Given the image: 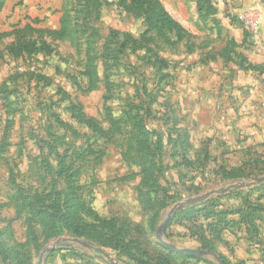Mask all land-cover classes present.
Masks as SVG:
<instances>
[{
    "label": "rangeland",
    "instance_id": "374dc122",
    "mask_svg": "<svg viewBox=\"0 0 264 264\" xmlns=\"http://www.w3.org/2000/svg\"><path fill=\"white\" fill-rule=\"evenodd\" d=\"M41 254L264 264V0H0V264Z\"/></svg>",
    "mask_w": 264,
    "mask_h": 264
},
{
    "label": "water",
    "instance_id": "95a60500",
    "mask_svg": "<svg viewBox=\"0 0 264 264\" xmlns=\"http://www.w3.org/2000/svg\"><path fill=\"white\" fill-rule=\"evenodd\" d=\"M210 193H206L200 196H196L194 198H190L185 200V204H189V203H193V202H197V201H201L203 199H205ZM159 242L166 248L172 250L173 252L179 253V254H186V255H190V256H200L201 255V251L198 249H190V248H178L174 245H172L171 243L159 238ZM43 254H41L38 259L36 264H42L43 263ZM218 263L219 264H225L222 260L218 259Z\"/></svg>",
    "mask_w": 264,
    "mask_h": 264
},
{
    "label": "trees",
    "instance_id": "16d2710c",
    "mask_svg": "<svg viewBox=\"0 0 264 264\" xmlns=\"http://www.w3.org/2000/svg\"><path fill=\"white\" fill-rule=\"evenodd\" d=\"M154 27L159 31L166 29L169 31L180 32L183 30L181 25L165 11L156 12L154 16Z\"/></svg>",
    "mask_w": 264,
    "mask_h": 264
}]
</instances>
